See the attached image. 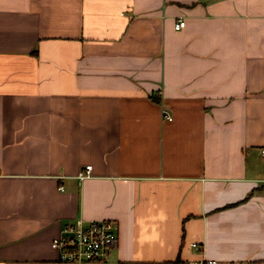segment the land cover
Listing matches in <instances>:
<instances>
[{
	"label": "crops",
	"instance_id": "crops-1",
	"mask_svg": "<svg viewBox=\"0 0 264 264\" xmlns=\"http://www.w3.org/2000/svg\"><path fill=\"white\" fill-rule=\"evenodd\" d=\"M262 148L264 0H0V264H264Z\"/></svg>",
	"mask_w": 264,
	"mask_h": 264
},
{
	"label": "built area",
	"instance_id": "built-area-1",
	"mask_svg": "<svg viewBox=\"0 0 264 264\" xmlns=\"http://www.w3.org/2000/svg\"><path fill=\"white\" fill-rule=\"evenodd\" d=\"M185 26V21L180 20L177 28ZM170 118L169 115H167ZM264 155V148H262ZM92 166H86V170L80 173V178L87 177ZM119 243L117 224L110 219L85 220L79 218L68 223L62 229L61 235L52 243V247L59 250L64 261L86 262L104 261L112 249ZM198 247V245H195ZM215 264V262H212Z\"/></svg>",
	"mask_w": 264,
	"mask_h": 264
},
{
	"label": "trees",
	"instance_id": "trees-1",
	"mask_svg": "<svg viewBox=\"0 0 264 264\" xmlns=\"http://www.w3.org/2000/svg\"><path fill=\"white\" fill-rule=\"evenodd\" d=\"M258 188H264V185H262V186H260V187H258ZM254 192H255V191H253L252 194H253ZM252 194H250L248 197H246L245 200L248 199Z\"/></svg>",
	"mask_w": 264,
	"mask_h": 264
}]
</instances>
